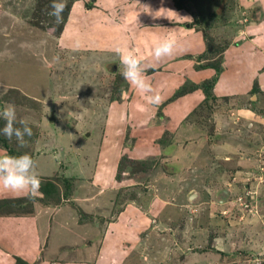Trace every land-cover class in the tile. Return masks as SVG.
<instances>
[{"label":"rangeland","instance_id":"rangeland-1","mask_svg":"<svg viewBox=\"0 0 264 264\" xmlns=\"http://www.w3.org/2000/svg\"><path fill=\"white\" fill-rule=\"evenodd\" d=\"M196 1L64 0L57 24L33 16L39 0H0V110L33 131L24 148L5 139L58 189L40 190L47 204L30 216L0 217V264H264V0ZM214 9L210 28L191 27ZM165 38L174 53L157 61ZM116 47L156 65L144 76L160 105L124 80ZM221 47L214 97L200 106L194 85L215 68L198 66ZM123 156L147 170L125 161L119 172Z\"/></svg>","mask_w":264,"mask_h":264},{"label":"clouds","instance_id":"clouds-1","mask_svg":"<svg viewBox=\"0 0 264 264\" xmlns=\"http://www.w3.org/2000/svg\"><path fill=\"white\" fill-rule=\"evenodd\" d=\"M66 6L64 0H52L51 11L48 14L55 18L57 24L63 21V12ZM174 50L175 41L165 38L155 44L153 55L159 61L164 57L171 56ZM114 51L120 58V72L124 80L130 86L145 93L146 100L150 105H160L163 102V97L144 76L149 68L154 69L156 65H144L142 58L131 51L124 52L120 47H116ZM0 120L3 121L0 135L10 141L15 139L20 148L26 147L25 137L33 135L29 121L23 118L18 119L16 110L12 106L0 110ZM41 185L42 180L35 171V161L30 154L26 152L20 155L0 154V188L22 195L27 199H34L37 197Z\"/></svg>","mask_w":264,"mask_h":264},{"label":"trees","instance_id":"trees-1","mask_svg":"<svg viewBox=\"0 0 264 264\" xmlns=\"http://www.w3.org/2000/svg\"><path fill=\"white\" fill-rule=\"evenodd\" d=\"M185 1V0H184ZM183 0H176L175 4L178 8H183L186 7L187 9L189 8L188 5H186L184 3ZM51 3L52 0H39V2L36 5L35 8V12L33 13V16L35 17L36 15H40V14H46V12H50L51 11ZM197 1L193 0L192 4H196ZM66 8L63 12V21L65 20V18L68 17V13L70 10V4H66ZM92 5V3L90 1L85 2V6L89 9V7ZM85 8V9H87ZM255 11V10H254ZM256 13V11L254 12ZM218 16V12L214 10H207V11H202L198 13V16L196 18H194V21L191 24V27L198 25V23H203L206 27V29L210 28L212 26V20H215ZM38 17V16H37ZM55 18L52 17L50 18V21H54ZM33 23H35V25H39V21L38 20H33ZM224 50L223 47L221 48H217V50H214L212 48H207L206 51L204 52L205 55H211V54H218L216 59L211 61L212 63H210V60L205 62L204 64H201V66L198 67H213L215 68V75L212 79H207L204 80L202 83L196 84L194 85V89L190 88V89H183V90H178L173 96H171L170 98H168V100H166L163 104L168 103L170 101H172L173 99L179 98L183 95H185L188 92H192L195 89L198 88H203V93H204V97L201 101V103L199 104L201 105H208L209 101L211 98L214 97L213 93L210 91L212 85L214 84V82L217 80L218 76L221 73L222 70V60H223V55H222V51ZM213 51V52H212ZM199 59H202L201 56H198ZM208 58L207 56L204 57V60ZM150 71V70H148ZM259 87L256 86L255 91H250V94H257V92L259 91L258 89ZM193 89V90H192ZM199 107V106H198ZM3 126V121L0 120V127ZM0 145L4 148L7 149V154L10 155H18L15 153L14 149L11 148V146L9 145L8 141L5 139V137L3 135H0ZM171 146L174 147V144H170ZM128 166H133L132 169L136 171H146L148 168L147 163L144 160H139V159H129L126 156H123L120 160V164L118 166V171H122L124 169V166L126 165V163ZM126 165V167H127ZM118 175V174H117ZM46 180V181H45ZM44 183H42L40 190L44 193V195H47L49 198H54L53 195L55 197H57L58 194V189L57 186L54 184V181L49 180V179H45ZM62 180L65 183V189H69L71 187V181L67 178H62ZM64 198L68 199V194L64 192ZM59 200V198H57V201ZM41 202L43 204H47L45 203V199H38V198H34V199H27L24 198L22 195H15L14 197L11 198H0V217H25V216H30L33 214V202ZM14 264H35V263H30L27 260H24L23 258H21L20 256L15 255L14 256Z\"/></svg>","mask_w":264,"mask_h":264},{"label":"crops","instance_id":"crops-1","mask_svg":"<svg viewBox=\"0 0 264 264\" xmlns=\"http://www.w3.org/2000/svg\"><path fill=\"white\" fill-rule=\"evenodd\" d=\"M116 2V1H115ZM114 3V2H113ZM87 10V12H88V9H86ZM130 22H133V20H131ZM126 24L128 25L129 23H125L124 22V27H125V29H126V27H128V26H126ZM127 30V29H126ZM261 88H262V90H264V86H261Z\"/></svg>","mask_w":264,"mask_h":264},{"label":"water","instance_id":"water-1","mask_svg":"<svg viewBox=\"0 0 264 264\" xmlns=\"http://www.w3.org/2000/svg\"><path fill=\"white\" fill-rule=\"evenodd\" d=\"M53 118H54V116H53V114L51 113L49 119L51 120V119H53Z\"/></svg>","mask_w":264,"mask_h":264}]
</instances>
